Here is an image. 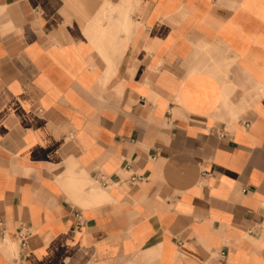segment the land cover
<instances>
[{"label":"crops","instance_id":"obj_1","mask_svg":"<svg viewBox=\"0 0 264 264\" xmlns=\"http://www.w3.org/2000/svg\"><path fill=\"white\" fill-rule=\"evenodd\" d=\"M0 264H264V0H0Z\"/></svg>","mask_w":264,"mask_h":264},{"label":"built area","instance_id":"obj_2","mask_svg":"<svg viewBox=\"0 0 264 264\" xmlns=\"http://www.w3.org/2000/svg\"><path fill=\"white\" fill-rule=\"evenodd\" d=\"M249 232L252 233L254 231L250 230ZM29 235L30 230L26 226H20L16 231L15 237L22 249L25 248Z\"/></svg>","mask_w":264,"mask_h":264}]
</instances>
